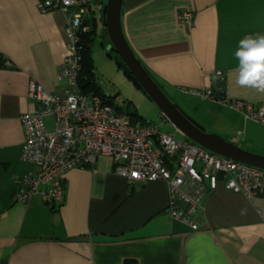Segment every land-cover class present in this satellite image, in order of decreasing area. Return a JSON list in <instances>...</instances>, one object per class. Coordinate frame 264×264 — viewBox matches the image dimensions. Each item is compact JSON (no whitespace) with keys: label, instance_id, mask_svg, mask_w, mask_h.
Wrapping results in <instances>:
<instances>
[{"label":"crops","instance_id":"0c3cea01","mask_svg":"<svg viewBox=\"0 0 264 264\" xmlns=\"http://www.w3.org/2000/svg\"><path fill=\"white\" fill-rule=\"evenodd\" d=\"M38 1L0 0V264H264V193L248 197L220 183L190 217L193 230L169 215L164 182L129 183L111 157L98 156L95 165L63 174L60 203L38 195L14 200L16 180L37 168L20 156L19 115L37 107L29 80L63 90L57 76L67 53L65 13L41 11ZM136 1L123 0L120 16L140 63L161 87L203 102L210 131L264 155V124L189 91L212 88L218 70L226 100L264 107V93L237 85L234 58L241 38L264 34V0ZM90 8L104 37L102 11ZM185 10L192 27L178 19Z\"/></svg>","mask_w":264,"mask_h":264},{"label":"built area","instance_id":"2783aa9c","mask_svg":"<svg viewBox=\"0 0 264 264\" xmlns=\"http://www.w3.org/2000/svg\"><path fill=\"white\" fill-rule=\"evenodd\" d=\"M91 4L99 11L105 6L99 0H39L37 3L41 11L65 13L63 31L67 53L57 76L63 90L51 92L34 78L29 80L28 94L37 107L19 115L24 131L20 156L37 168L34 173L16 180L14 200L24 203L38 195L45 204L60 203L65 192L63 174L72 167L95 165L98 156L111 157L114 172L129 183L164 182L169 215L189 224L193 230L198 225L190 217L199 211L207 192L216 190L220 183L225 189L248 197L264 193V169L213 153L187 137L178 139L172 133L160 131L156 124H135L111 104L103 103L98 94L80 90L79 39L81 32L88 31L86 22ZM178 19L192 27L193 13L180 11ZM212 85L202 91H189L228 105L247 120L264 124V107L225 99L221 93L225 89L223 72L215 71ZM160 116L166 124L175 127L164 113ZM47 117L53 118L51 129H48ZM175 129L183 135L180 129Z\"/></svg>","mask_w":264,"mask_h":264},{"label":"water","instance_id":"95a60500","mask_svg":"<svg viewBox=\"0 0 264 264\" xmlns=\"http://www.w3.org/2000/svg\"><path fill=\"white\" fill-rule=\"evenodd\" d=\"M122 3L123 0H106L102 17L103 35L110 41L107 50H113L116 63L125 76L130 78L137 89H141L150 100L154 101L160 112L164 113L171 124L180 129L190 141L226 158L264 169V155L250 152L225 140L217 133L207 132L167 97L125 40L120 16Z\"/></svg>","mask_w":264,"mask_h":264},{"label":"rangeland","instance_id":"374dc122","mask_svg":"<svg viewBox=\"0 0 264 264\" xmlns=\"http://www.w3.org/2000/svg\"><path fill=\"white\" fill-rule=\"evenodd\" d=\"M97 30L91 47V54L95 66L94 79L99 91L113 96L112 102L116 106H120L124 112L136 110L141 118L143 117L153 125H158L160 131L172 133L176 138L183 139L184 136L178 134L172 125L166 124V120L160 116L161 112L154 101L150 100L141 89H137L130 78L125 76L116 63L113 50H107L110 41L105 40L101 35L100 25H98ZM163 89L167 97L177 104L187 116L200 124L207 132L214 133L210 131L208 126H204L207 125L205 120L209 111L203 102L199 103L195 96L189 97L164 87ZM52 123L53 118L47 117L48 129L52 128Z\"/></svg>","mask_w":264,"mask_h":264},{"label":"clouds","instance_id":"9594fccd","mask_svg":"<svg viewBox=\"0 0 264 264\" xmlns=\"http://www.w3.org/2000/svg\"><path fill=\"white\" fill-rule=\"evenodd\" d=\"M234 58L238 61L237 85L264 93V34H248L241 38Z\"/></svg>","mask_w":264,"mask_h":264},{"label":"trees","instance_id":"16d2710c","mask_svg":"<svg viewBox=\"0 0 264 264\" xmlns=\"http://www.w3.org/2000/svg\"><path fill=\"white\" fill-rule=\"evenodd\" d=\"M143 0H137L136 2H141ZM88 24V31L86 32H81L80 33V39H79V43H80V49H79V55H80V71H79V75H78V87L80 88V90L82 92H87V93H96L100 96L102 102L104 103H108L111 104L114 108H116V110L123 112L124 114H126L133 123L137 124H143V123H147L148 121L143 119V117L141 118L139 116V114L136 112V110H132V111H126L124 112L122 110V108L120 106H116L114 104V102H112V97L111 95H108L106 93H102V91H99V88L95 82L94 79V60L91 54V47L94 41V38L97 35V28H96V19L92 16L88 17V20L86 22ZM150 74V73H149ZM150 76H153L150 74ZM153 78L155 79V81L157 82V84L160 86V84L158 83V81L156 80L155 76H153ZM217 84L222 85L221 82H217ZM161 89L164 91L163 87H161ZM215 91L217 92V94H220L217 88H215ZM225 91V90H224ZM224 91L221 92L224 94ZM222 96V94H220ZM138 120H140L138 122ZM144 120V122L142 121ZM149 123V122H148ZM125 264H130V262H128L127 260L125 261Z\"/></svg>","mask_w":264,"mask_h":264},{"label":"snow or ice","instance_id":"6c2138e0","mask_svg":"<svg viewBox=\"0 0 264 264\" xmlns=\"http://www.w3.org/2000/svg\"><path fill=\"white\" fill-rule=\"evenodd\" d=\"M134 175H136V174L134 173Z\"/></svg>","mask_w":264,"mask_h":264}]
</instances>
